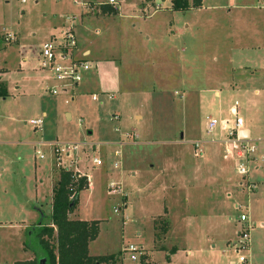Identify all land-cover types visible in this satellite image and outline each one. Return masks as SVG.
<instances>
[{"label": "rangeland", "instance_id": "1", "mask_svg": "<svg viewBox=\"0 0 264 264\" xmlns=\"http://www.w3.org/2000/svg\"><path fill=\"white\" fill-rule=\"evenodd\" d=\"M8 1L0 0V78L8 94L0 98V264L34 261L24 246L26 231L36 225L39 212L50 213L45 203L51 197V164L53 186L69 165H58L51 143L86 144L70 171L90 176L93 188L81 192L69 218L98 222L90 255L120 253L123 264H166L163 255L173 252L168 248L172 245L179 250L171 264L236 263L239 213L226 200L223 185L212 183L218 168L222 179L239 181L234 162L222 161L219 143L235 138H229L222 125L208 134L205 127L210 119L234 124L237 118L244 121L256 148L250 170L258 179L253 195L260 191L261 202L255 220L248 205L250 252L251 261H263L264 70L257 69L252 56L230 54L237 42L263 38L264 16L254 18L264 15V8L247 13L235 10V0H204L202 7L184 13H154L168 3L117 0L113 12L106 13L99 6L106 0H40L24 6ZM67 17L79 49L90 50L93 63L79 88L82 92L88 84L91 92L79 93L72 101L46 92L50 83L35 60L53 26L61 22V27ZM24 57L30 58L28 64ZM220 78L228 87L217 84ZM254 90H261L260 96L255 97ZM92 93L97 101L91 100ZM235 102L236 117L231 114ZM37 119L44 122L41 130L30 126ZM195 143L203 147L202 157L194 156ZM93 158L100 159L102 167H93ZM117 162L121 164L115 170ZM187 181H193L188 197L181 187ZM110 183L124 195H109ZM35 193L43 201L37 211ZM210 194L216 196L215 212L208 210L211 200H202ZM189 197L197 215L187 213L184 198ZM130 245L138 253H129ZM239 255L251 263L248 251ZM130 256L138 260L132 262Z\"/></svg>", "mask_w": 264, "mask_h": 264}, {"label": "built area", "instance_id": "2", "mask_svg": "<svg viewBox=\"0 0 264 264\" xmlns=\"http://www.w3.org/2000/svg\"><path fill=\"white\" fill-rule=\"evenodd\" d=\"M8 0H6V3ZM19 3L24 6L28 3H39L40 0H18ZM56 3H60L61 0H55ZM76 6H81L83 4H78L76 1L73 2ZM117 0H106L100 3L99 6H109L115 7ZM73 23L67 19L61 27L56 30V34L50 36L49 40L38 49L36 54L37 69L40 72L46 74V81L50 85L46 88L52 97H60L61 99L68 98L71 101L78 94L80 84L83 81V77L86 73L93 69V63L89 59V52L86 50L79 49L77 45L76 35L73 31ZM113 99V97H110ZM91 100L97 101L95 94L91 96ZM66 103V101H64ZM235 103L234 108L231 110L232 115L237 116ZM44 122L41 119L30 121V126L35 130H41ZM222 125V131L228 132V137L235 139L230 141L226 139L221 141L223 159L234 162V169L239 177V181L236 185L237 190L241 195H243L245 202L237 203L235 206L236 211L239 215L237 218V224L240 228L236 235V243L233 245V251L238 255V261L231 262L230 264H247L248 259L240 256V252H250L251 241H250V231L252 225L249 222V206L248 200L256 191V185L252 183L249 179L250 175V163L256 161L254 152L256 148L250 144V141L241 137L238 134V129L243 125V121L237 118L235 123L226 122V124H221L215 119L208 120L205 128L206 134L211 133L216 127ZM78 144H61V143H51V152L54 159L57 161L58 165L69 164L67 167H63V170L70 171V164L76 158V155L81 149L85 147ZM35 154L40 160H43L42 154L39 151H35ZM117 154V153H116ZM193 154L195 157H201L202 147L199 143L194 144ZM80 160V159H79ZM121 162L114 163L113 168L115 170L120 168ZM93 167H102V162L98 158L92 159ZM77 171V170H76ZM71 172V171H70ZM74 182H77L80 178H86L87 186L91 190V177L88 175H79L72 173ZM118 185L110 183L107 187V192L109 195H124L123 191L117 189ZM117 213V210L115 211ZM129 253H138L137 249L130 245L127 247ZM132 262H136L138 259L135 256H130Z\"/></svg>", "mask_w": 264, "mask_h": 264}, {"label": "trees", "instance_id": "3", "mask_svg": "<svg viewBox=\"0 0 264 264\" xmlns=\"http://www.w3.org/2000/svg\"><path fill=\"white\" fill-rule=\"evenodd\" d=\"M202 0H171V8L176 12L198 9ZM103 12H113L109 6H101ZM7 88L0 82V98H6ZM72 172L61 170L52 193L51 215L46 217L40 213L38 223L26 231L25 247L34 256L31 263L15 264H122L121 254L93 257L89 255V243L99 233L97 221L72 220L79 202V195L87 187L86 178L74 182ZM45 222H48L46 224ZM142 261V260H141ZM141 264H145L143 261Z\"/></svg>", "mask_w": 264, "mask_h": 264}, {"label": "crops", "instance_id": "4", "mask_svg": "<svg viewBox=\"0 0 264 264\" xmlns=\"http://www.w3.org/2000/svg\"><path fill=\"white\" fill-rule=\"evenodd\" d=\"M189 2H191V0H188ZM8 3L7 4H9V1H7ZM168 3V7H166V8H164V9H162L160 6H159V10H157V11H155L154 13H160V12H169V11H173L172 10V8H171V0H154L153 1V4L154 5H156V6H158L160 3ZM203 2H204V0H202V4H201V6L200 7H202V5H203ZM235 6H233L234 8H235V10L236 11H242V10H244V11H246L247 13H249V11H258V10H262L263 8H264V0H235V4H234ZM188 10H190V9H188ZM187 10V11H188ZM200 10H201V8H200ZM186 11V12H187ZM173 12H176V11H173ZM179 13H184V12H179ZM263 16L264 15H257L254 19H258V18H262L263 19ZM246 22H249V21H251V19H249V17H246V20H245ZM60 24H61V22H60ZM59 24V25H60ZM59 25L57 26V27H55V26H53V29H52V32H51V34L49 35V36H51V35H53V34H56V28H58L59 27ZM263 27H264V25H263ZM175 32L173 31V33L172 34H174ZM263 38H261L260 36L259 37H253L252 39H250V38H247V39H245L241 44H239L238 42L236 43V48L233 50V51H231V53L232 54H230L231 56L232 55H236V56H238V57H242V56H246V55H248V56H252V57H249V59H251L254 63H256V64H258V68L257 69H262V70H264V33H263ZM84 50H86V49H84ZM87 52H89V57H90V55H91V51L90 50H86ZM90 59V58H89ZM242 59V58H241ZM29 60H30V58H28V57H24L23 58V63L24 64H28L29 63ZM242 61H245V59L243 58V60ZM242 61H239V62H242ZM95 63V62H94ZM233 63V60H231L230 59V64H232ZM95 65V64H94ZM95 69H96V67H95ZM242 69H246V70H251V69H253L254 71L256 70L255 69V67H251V66H242ZM224 80V79H223ZM223 80H221V78L220 79H218L217 80V84L219 83V85H221L222 86V88H226V87H228V83L227 82H223ZM46 81V80H45ZM0 82H2V80H1V78H0ZM3 83V82H2ZM4 84V83H3ZM84 87L86 88L85 90L83 89L82 90V92H81V90H79L78 91V95H79V93H81V94H83V92H86V93H89V92H91L89 89H91L90 88V86L88 85V84H85L84 85ZM260 93H261V90L260 91H258V90H254L253 91V95L255 96V97H258V96H260ZM218 92H215V95L216 96H218ZM77 95V96H78ZM91 95H93V93L91 94ZM74 100V99H73ZM235 103H237V102H235ZM238 104V103H237ZM235 105V104H234ZM238 106V105H237ZM234 107H232V109H233ZM237 108V107H236ZM231 109V110H232ZM236 113H237V110H236ZM41 115H42V117L43 118H46L47 117V113L46 112H42L41 113ZM66 117H69V119H70V115L69 114H67L66 115ZM139 117V116H138ZM135 118V120H136V118H137V116L136 117H134ZM68 119V120H69ZM139 119H140V117H139ZM244 126V121H243V125H242V127L240 128V129H238V134L240 135V133H242V132H245L246 133V137H244L246 140H248V141H250L251 142V135H250V131H249V129L248 128H245V127H243ZM206 128V127H205ZM89 135H91V132L89 133ZM180 139H181V137H180ZM220 143V142H219ZM200 144V143H199ZM135 145V144H134ZM140 145H142V144H140ZM211 147H213V145L211 146ZM212 149V148H211ZM212 153H213V151L212 150H210ZM202 154H203V147H202ZM204 155V154H203ZM202 155V156H203ZM201 156V157H202ZM196 158H199V157H196ZM54 160V159H53ZM263 160H264V157H263ZM222 161L223 162H226L224 159H223V156H222ZM171 165L170 164H165L163 167H170ZM224 169V168H223ZM2 171H3V168L2 167H0V172L2 173ZM50 172H49V175H50V178H49V180L51 181V183H50V186H51V197H50V200L48 201V203H45V206L46 207H48V211H50V213L49 214H45L47 217H49L50 215H51V205H52V198H53V193H52V190H53V184H52V175H51V172H52V164H51V169L49 170ZM218 174H219V176L218 177H216V179H214V180H212L213 182L212 183H214V184H220V186H222V188L224 187L225 188V192H227L226 194H225V198H226V200L228 201V200H230L231 201V205L233 206V208L235 209V205L237 204V203H243V202H245V200L246 199H244V197H243V195H241L240 193H239V191L237 190V188H236V185H237V180H234V181H232V180H230V179H227V180H224V179H222L223 177H222V175H223V171H222V169L221 168H218ZM250 173H251V171H250ZM131 175L132 176H135V174L134 173H131ZM250 177H249V179H250V181L252 182V183H254L255 185L257 184L256 183V181L255 180H258L256 177H255V173H254V171L249 175ZM1 177L2 176H0V179H1ZM219 177H220V179H219ZM37 183H40L39 185H41V183H42V180H39ZM37 183L35 182V184L37 185ZM192 183H193V181H187V182H184L183 184H181V187L185 190V191H187V197L190 195V193H191V190L190 189H192L193 188V185H192ZM33 186H34V183H33ZM168 187H170V188H174L175 186H166V188H168ZM81 194V193H80ZM260 194H261V192L259 191V194H255V195H252L250 198H249V200H248V205L250 206V204H251V206H252V216H251V218H252V220H255L254 218H257V212H255L260 206V202H261V198H260ZM79 198H80V195H79ZM215 198H216V196H215V194H210V195H204V197H203V199L202 200H204V201H208V200H211V202L212 201H214L215 200ZM193 201H194V203L196 202V200H194L193 199ZM35 202L37 203L36 204V206H35V210L37 211L38 210V208L40 207V209H43V205H42V200H40V199H38L37 200V194L35 193ZM184 202H185V204H186V207H187V213H189V212H191L192 211V215H197V214H195V212L193 211L194 209H195V204L191 207V205H192V200H191V198L189 197L188 198V200H186L185 198H184ZM79 203V202H78ZM123 203V208H125L126 206L124 205V201L122 202ZM215 204V202H212V203H210L209 205H208V210L210 209V208H213V211L215 212V208L216 207H214L213 205ZM212 206V207H209V206ZM250 206V207H251ZM38 207V208H37ZM77 208H78V205H77ZM192 208V209H191ZM191 210V211H190ZM236 210V209H235ZM39 212V211H38ZM39 214H40V212H39ZM78 214H79V211H78ZM187 215H190V214H187ZM160 217V216H159ZM37 219H38V217H37ZM36 219V220H37ZM39 219H40V216H39ZM39 219H38V221H39ZM79 220V221H82V220H80V219H78V217L77 218H72V220ZM214 219V218H213ZM216 219V218H215ZM87 221V220H86ZM85 221V222H86ZM38 223V222H37ZM36 223V224H37ZM239 225V224H238ZM239 230V229H238ZM238 230H237V232H238ZM166 232H167V230H166ZM207 237L208 236H206L205 237V240L207 239ZM93 242H90L89 243V252H90V249H91V244H92ZM165 243H166V239H165ZM170 246V247H169ZM168 246V248H172L173 249V252H171V254L169 255V256H167V258L165 257V255H163L164 257V261H166V264H171V259L174 257V255L176 254V252L179 250L178 249V247H175V246H172V245H169ZM228 247H229V245H228ZM229 249V248H228ZM162 253H164V252H162ZM252 253H253V251H252ZM251 252H249V255H248V257H249V259H250V264H264V260L263 261H251V259L253 260V254H252ZM118 254V253H117ZM151 254V253H150ZM89 255H90V253H89ZM106 255H112V254H106ZM105 255V256H106ZM187 255L188 256H191V253L190 252H187ZM90 256H92V255H90ZM105 256H93V257H105ZM151 257L152 256H150V260L152 261V259H151ZM258 260H259V258H258ZM262 260V259H261ZM123 264V263H122ZM145 264H148V263H145Z\"/></svg>", "mask_w": 264, "mask_h": 264}, {"label": "water", "instance_id": "5", "mask_svg": "<svg viewBox=\"0 0 264 264\" xmlns=\"http://www.w3.org/2000/svg\"><path fill=\"white\" fill-rule=\"evenodd\" d=\"M240 136H241V137H246L247 135H246L245 132H242V133H240ZM180 137L182 138V135H180ZM39 264H45V263H44V260H43V259L40 260V261H39Z\"/></svg>", "mask_w": 264, "mask_h": 264}, {"label": "bare ground", "instance_id": "6", "mask_svg": "<svg viewBox=\"0 0 264 264\" xmlns=\"http://www.w3.org/2000/svg\"><path fill=\"white\" fill-rule=\"evenodd\" d=\"M225 124H226V122H225ZM93 187L91 186V189H92Z\"/></svg>", "mask_w": 264, "mask_h": 264}]
</instances>
